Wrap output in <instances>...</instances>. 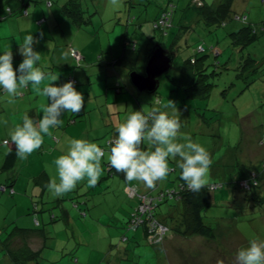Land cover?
Returning <instances> with one entry per match:
<instances>
[{"label": "rangeland", "instance_id": "obj_1", "mask_svg": "<svg viewBox=\"0 0 264 264\" xmlns=\"http://www.w3.org/2000/svg\"><path fill=\"white\" fill-rule=\"evenodd\" d=\"M0 1L4 3L3 14L10 8L14 10L0 19V51L9 42L13 44L18 39L22 42L31 32L39 40L34 48L40 52V66L48 75H58L52 83L59 85L75 79V87L85 98L80 113H63L62 124L44 136L41 147L26 160L16 156L14 167L8 168L6 157L15 151L9 131L22 123L25 114L38 120L47 98L31 86L20 89L13 103L0 92V103H5L0 108V264H169L161 249L164 247L177 264H235L238 248L247 245L249 239H264L262 0H231V7L218 20H209L206 17L209 12L201 13L202 7L205 3L212 5L215 12L223 0H205L203 5L193 0H134L132 5L133 0H110L108 10L100 8L96 0H83L82 20L78 25L66 21L61 11L64 0H54L53 6L46 7L47 20L43 23L33 20L35 5L31 4L28 16L22 15L18 8L24 5L22 0ZM36 1L47 4V0ZM169 3L175 5L174 11L171 7L169 12L174 13V28H180L179 38L182 36L173 48L177 55L169 73L179 72L191 55L198 58V64L204 60L203 76L197 79L196 88H204V81L212 82L206 96L187 95L182 80H172L167 73L160 77L155 92L138 91L130 80L129 71L132 67L143 71V55L155 43L167 48L170 38L155 28L153 22ZM38 12L42 14L39 19H43V11ZM129 16L134 17L133 23L125 21ZM139 20L142 25L137 27ZM185 24L186 27H179ZM174 28H170L171 39ZM251 29L257 31L256 36ZM126 31L138 46L135 51H129L134 53H128V59L116 63L123 52ZM201 44L206 50L199 52ZM73 50L80 53L79 58L73 55ZM12 52L16 68L23 57L18 47ZM249 57L262 63L258 71H252L254 61ZM117 80L123 85L122 93L115 88ZM173 103L175 107L166 110L182 122L180 142L191 139L203 145L210 155L212 163L205 184L222 182L221 187L211 191L212 203L204 212V221L214 228L215 238L201 236L198 240H187L181 233L172 231L160 241H150L144 225L129 230L124 224L125 196L127 201L130 198L126 188L121 194V188L117 187L119 175L109 174L105 165L114 128L130 110L149 111L153 106ZM68 138H86L104 148L103 171L95 186L81 181L72 191L54 198L46 184L56 178L53 161L66 149ZM142 148L146 145L142 144ZM169 166L173 175L168 186L173 187L180 180V169L174 161ZM246 166L256 169L260 176L257 187L249 190L242 189L239 183L247 175ZM167 180L168 176L156 182L154 195L164 188ZM124 183L133 189H140L143 184L135 180ZM168 204L162 203L156 211H167ZM180 217L183 219V214ZM150 219L147 217L148 222ZM166 220L172 225L170 217ZM15 226L16 231L30 228L41 235L19 236L8 243L9 239L5 238ZM168 239H179L173 242V247L181 248L184 254L179 249L173 252L172 244L166 243ZM7 243L17 248L15 254L21 255L16 263L9 258ZM180 255L182 263L177 258Z\"/></svg>", "mask_w": 264, "mask_h": 264}, {"label": "clouds", "instance_id": "obj_2", "mask_svg": "<svg viewBox=\"0 0 264 264\" xmlns=\"http://www.w3.org/2000/svg\"><path fill=\"white\" fill-rule=\"evenodd\" d=\"M39 40L30 32L19 43L18 52L23 57L18 67H13L10 47L0 51V92L13 103L19 90L31 86L47 98L42 106L43 115L34 120L25 114L22 123L10 131V141L16 156L26 160L44 142V136L62 124L65 112L80 113L85 104L81 91L73 81L54 84L58 75H48L40 66L41 55L34 44ZM47 82L45 83V81ZM43 84V87H40ZM172 105L153 106L151 110H130L116 127V138L108 148L107 162L128 182L140 181L152 187L165 179L171 171L170 161L180 169V179L191 192H199L212 163L206 148L187 139L180 142L182 122L166 109ZM145 144L146 148L141 145ZM105 150L86 138H68L66 149L53 161L56 178L46 184L52 197L58 198L76 188L81 181L95 186L103 171L101 161ZM235 264H264V239H249L238 248Z\"/></svg>", "mask_w": 264, "mask_h": 264}, {"label": "trees", "instance_id": "obj_3", "mask_svg": "<svg viewBox=\"0 0 264 264\" xmlns=\"http://www.w3.org/2000/svg\"><path fill=\"white\" fill-rule=\"evenodd\" d=\"M22 1H23L24 4L26 3V0H22ZM28 1H27V4L29 5L30 1L29 2ZM51 1H52V3H51V5H49L48 4L49 0H47V5L48 6H53L54 5V0H51ZM223 1H225V2L219 4V6L216 8L215 12H217V13L213 12L214 10L212 11V9H214V7H211V5L207 6V4L204 2L205 5H203L202 8L203 9H205V7H208V8L205 9V10L202 9L201 13H203V12H207L208 13L209 12L208 16H206V17H210L209 20H218L219 18L224 16L225 15L224 13L229 10V7H231V0H223ZM262 1L264 3V0H262ZM170 4H172V3H169L166 6V8L161 11V13L158 16V18L153 22L154 26H155V23L158 21V19L160 17H162L163 13L168 12L169 10H171V7L173 8L172 12L174 11L175 5L174 4L170 5ZM64 9H65L66 13L73 14L74 15V20L79 22L80 14H79V11L77 9L75 11V9L71 8L70 6H66V4L64 5ZM217 9H219V10H217ZM25 10H28V8L27 7H23V9H21V12L23 14L27 15L28 13H25ZM8 11L9 12L4 13L2 15V17H7L8 15L13 14V12H14V10L12 8L8 9ZM210 12L214 13L213 15H215V16L210 14ZM15 13H17V12H15ZM2 17H0V18H2ZM168 17L169 18H168V21H167L166 25L162 26L160 24L158 26H155V28L160 29L163 32V34L167 35L170 38L168 40L169 43H168L167 48L173 49L176 46L177 42L175 41V39L177 38V35H178L179 31H177V29H175L174 30V36L171 39L170 36L172 34L171 33L172 29H170V28L171 27L174 28V26H175L174 25V13L171 15V12H169ZM212 17H214V18H212ZM133 20H134V17L129 16L127 18L126 22L133 23ZM136 26L138 27L137 24H136ZM179 27H180V25H179ZM262 28H264V27H262ZM251 31L254 33V36L257 35L256 34V32H257L256 30H252L251 29ZM128 33L129 32L126 31V33L124 34L125 41H124L123 52H122V55L119 56L118 59H116V63L119 62L120 59H122V60L123 59H128V55L130 53H134V52H129V51H135L137 46H138V42L135 39H133V37L131 35H129ZM197 50L200 52V50H202V51L206 50V47H205L204 44H201V46H199V49H197ZM148 53H149V51L147 52V54L143 55V58L145 57L144 58L145 60H146V57H147ZM249 59H251L252 62L254 61L252 63V68H251L252 71H258V68L260 69L262 63L259 62V61L255 62V60H253L251 57H249ZM204 63H205L204 60H202L198 64V58L193 57L191 55V56L187 57L184 60V62L182 63V65L179 68V72H177L176 74L168 73V75L171 77L172 80H177V79H179V80L181 79L182 80V85L185 86V89L187 91V95L193 96V97L202 96V95L206 96L209 93L208 87H209V85L212 84V82H206L205 83V81H204V85H205L204 88H202V89H197L196 88V86L198 85L197 79L199 81V80H201V78L203 76L202 72H203V70L205 68ZM132 69H137V68L136 67H134V68L132 67ZM116 71H117V69H116ZM115 79H117V78H115ZM75 82H76V80L74 79V83ZM115 83H116L115 84V88H116L117 92L118 93H122L124 91L123 85L118 80ZM126 86L128 88L127 90H129L128 85H126ZM157 100H158V98H157ZM114 132H115V134L113 135L112 140L113 139L115 140L116 135H117L116 127L114 128ZM114 140L112 141V143L114 142ZM111 144H109V145H111ZM141 147H142V145H141ZM105 165L108 168L109 174L119 173V175L121 174L123 176V178H124L123 173L117 172L114 168H112L108 164V162H106ZM245 169H246L247 175L242 177L239 180V183H241L243 180L247 181L248 183H250V187L249 188H244L243 187L242 189L249 190V189H252L253 187H257V183H259L258 179L260 177L259 176V172L256 169L250 168L249 166H246ZM171 170H173V169H171ZM213 185H217V187L212 188ZM221 186H222V182L221 183L211 182V183H208V184H204V186L201 188V190L199 192L194 193V192H191L190 190H188L186 185H185V183H184V181H182L180 179L178 184L174 185L173 187L166 186V187L162 188V189L168 188V189L179 190V194H180L179 198L177 196H173V197L168 196V197L164 198L160 202L159 201L157 203L155 202V208L153 209L152 213H153L154 217L156 218V221H158L159 223L163 224V226L166 227L167 233H170V232L174 231V232H179L183 236H187V237L196 234V235H201V236L208 237V238H215L216 234H215L214 228L211 227V225L207 224L204 221V212H205L206 207L209 204L212 203L211 202V199H212L211 198L212 197L211 196V191L214 190V189H217V188H219ZM125 188H126V191L128 193V197L135 201V204H134V206L132 208L131 214H130L128 220L125 222L126 227L129 228V230H131L132 228L133 229H137V227L139 225H141V224L144 225L145 226L146 236H147L146 238L148 239V229L150 227V224L147 221V217L145 216V214L141 213L140 211L137 210L139 208V205L141 204L140 194H148V193L140 191L139 189H135V194H130L128 192V188H130V187H128V184H127V186L124 185L123 190ZM162 189H160V190H162ZM149 195L155 196L153 193L149 194ZM174 201L181 203V213H179V217L177 215L176 218H174L173 217L174 215L167 216V214H165V213L163 214V212H157L156 211L157 208L160 207V205L162 203H165V202L171 203V202H174ZM138 214H140L141 217H144V222L141 223V224H135L133 222V219L135 217H137ZM182 214H183V219L180 217V216H182ZM169 217L171 218L172 225H170L168 223V221L166 220Z\"/></svg>", "mask_w": 264, "mask_h": 264}, {"label": "crops", "instance_id": "obj_4", "mask_svg": "<svg viewBox=\"0 0 264 264\" xmlns=\"http://www.w3.org/2000/svg\"><path fill=\"white\" fill-rule=\"evenodd\" d=\"M9 1V0H8ZM29 1H31V3H29V5L28 4H24V5H22V6H18V8H20L19 10H21V9H23V7H27L28 8V16L30 15V10H31V4H32V6L33 5H35V7H34V12H33V20H34V22L35 21H39L40 23H43V22H45L46 20H47V18L45 17L46 15H47V10H45L46 9V7H51V6H48L46 3H44V4H41V2H38V1H36V0H29ZM97 1V4L99 5V7L101 8V6H102V8H103V10H108V6H109V4H110V0H96ZM204 2H205V0H204ZM38 3H39V5H38ZM101 3V4H100ZM134 3V0L131 2V5ZM66 4V6H70L71 8H73V9H75V11H76V9L79 11V14H80V12H81V10H83V8H82V6H83V0H64V3L62 4V13H63V15L66 17V21H70V22H68V23H74V24H80V22H81V20H82V18H81V14H80V20H79V22L78 21H76V20H74V15L73 14H68V13H66L65 12V9H64V5ZM4 6V3L2 4L1 3V1H0V17H2V15H3V13H2V7ZM17 6V5H16ZM39 6V7H38ZM41 7V8H40ZM75 7V8H74ZM211 7H213L212 5H211ZM17 8V9H18ZM39 9H41L42 11H43V15H44V18L42 19H39L40 17H38V16H42V14H40L38 11H39ZM129 9H131V8H129ZM19 10H16V11H19ZM22 13V12H21ZM22 15H23V13H22ZM197 18L198 17H200V15H198V16H196ZM196 18V19H197ZM1 19V18H0ZM79 19V18H78ZM126 20H127V18H126ZM125 20V21H126ZM174 22H175V20H174ZM67 23V22H66ZM1 24V23H0ZM137 25H138V27H140L141 25H142V21L141 20H139L137 23H136ZM178 24H180V22L178 23ZM71 25V24H70ZM190 24H188V26H189ZM187 26V24H185V25H180V27H186ZM6 28V27H5ZM34 30H35V23H33V27H32ZM36 28L38 29V27L36 26ZM175 29H177V31H179L178 32V35H177V38L175 39V41H177V44H176V46H178V42H180L179 40L181 39V37L179 38V35H180V28H174V30ZM21 34V33H20ZM52 34L54 35V31H52ZM4 35H5V33H4ZM2 39V37L0 36V40ZM18 39V38H17ZM19 43H23V41L21 42V41H19V39L18 40H15V41H13V44L11 43V42H9L8 43V45H7V48L8 47H10V46H12V47H10V48H12V50L14 51L15 50V48L16 47H18L19 48ZM74 47V46H73ZM75 48V47H74ZM13 57H15V54H13ZM122 60V59H121ZM121 60H119V61H121ZM116 78V77H115ZM114 78V79H115ZM3 106H5V103H0V108H2ZM14 161H16V151H11L8 155H7V157H6V161H5V163H6V166L8 167V168H10V167H14ZM10 166V167H9ZM119 175V173H115V175ZM172 175L173 174H171L170 175V173L168 174V180H167V184H165V186L164 187H166V186H168L169 184H170V182L172 181ZM119 177L121 178V180H119V183H118V185H117V187H119V188H121V194H123V187H124V185H125V183H124V178H123V176L120 174L119 175ZM161 184V183H160ZM141 185V184H140ZM162 185V184H161ZM155 186H156V183L154 184V186H152V187H146L145 185H144V183L140 186V189L142 188V190L141 191H143V192H145V193H148V194H154L155 192H154V189H155ZM162 188V187H161ZM139 189V190H140ZM115 195H117V194H115ZM116 198H117V196H116ZM125 205H127V209H126V214H127V216L125 217V221H124V224H125V222L128 220V218H129V216H130V214H131V211H132V208H133V206H134V204H135V201L133 200V199H129L128 201H127V197L125 196ZM137 201V200H136ZM115 203H117V202H115ZM128 203V204H127ZM168 206H169V208H168V210L167 211H165V212H163V214L165 213V214H167V216H172V215H178V217H179V213H181V203L180 202H176V201H174V202H171V203H169L168 204ZM173 216V217H174ZM16 229H17V227L15 226V230L13 229L12 230V234L10 235V236H8V237H6L5 239H9V241H8V243L12 240V239H14V238H16V237H19V236H24V237H32V236H36V235H41V233H39V231H31L30 230V228H28L27 230H20V232L19 231H16ZM20 229H26V228H20ZM144 230H145V228H144ZM42 237V236H41ZM198 237H201V235H192V236H184V238L185 239H187V240H198ZM177 238V237H176ZM181 239V238H180ZM179 240V239H178ZM178 240H172V239H168V240H166V243L168 244V243H171L172 244V247L174 246V243L173 242H177ZM8 243H7V245L6 246H8ZM8 248H9V252H8V255H9V258L10 259H13L12 261H14L15 263H16V260H17V258L19 257V256H21L20 254H15L18 250H17V248H15V246H14V248L12 247V246H8ZM165 248L166 247H164V248H161L162 250H164V253L166 254V259H167V261L169 262V264H170V261H171V259H172V263L173 264H177L176 262H175V260H174V258H171L169 255H168V251L167 250H165ZM173 249L174 250H172L173 252L175 251V252H178V251H176L177 249H179V250H181L180 252L182 253V254H184V251H182V249L181 248H174L173 247ZM159 257H161V256H159ZM177 258L179 259V261H180V263H182V259H183V256L182 255H180V256H177ZM177 260V259H176ZM163 260H162V258H161V262H162Z\"/></svg>", "mask_w": 264, "mask_h": 264}, {"label": "water", "instance_id": "obj_5", "mask_svg": "<svg viewBox=\"0 0 264 264\" xmlns=\"http://www.w3.org/2000/svg\"><path fill=\"white\" fill-rule=\"evenodd\" d=\"M177 52L165 48L160 43L155 44L149 51L143 71L131 69L129 77L138 91L155 92L160 86V77L168 74L173 68Z\"/></svg>", "mask_w": 264, "mask_h": 264}, {"label": "built area", "instance_id": "obj_6", "mask_svg": "<svg viewBox=\"0 0 264 264\" xmlns=\"http://www.w3.org/2000/svg\"><path fill=\"white\" fill-rule=\"evenodd\" d=\"M193 1L198 3V4L201 1L199 5H203V3H204L203 0H193ZM51 3H52V1L49 0L48 4L51 5ZM25 13H28V10H25ZM168 15H169V11L163 13L162 17H160L158 19V21L155 23V26H158L160 24L162 26L166 25L167 21H168V18H169ZM73 55L75 57H77V58L80 57V53L75 51V50H73ZM71 81L74 82V80H71ZM113 140L109 141L108 144H111ZM240 185L242 187H244V188H249L250 187V183H248L247 181H244V180L240 183ZM215 187H217V185H213L212 186V188H215ZM128 192L130 194H135V189L128 188ZM168 196H170V197L177 196L179 198V196H180L179 190L165 188V189L160 190L158 192V194L155 195V196H151L149 194H140L141 204L139 205V208L137 210L140 211L141 213H144L146 217H150L151 218L150 221H149L150 227L148 229V239L150 241H154V240L155 241H160L167 234L166 227L163 226V224H161L158 221H156V218L154 217V215H150V214L153 212V209L155 208V202L156 203L158 201L160 202V201H162L164 198H166ZM149 203L151 205H149ZM146 207L148 209H146ZM140 214H138V216L133 219V222L135 224H141V223L144 222V217H141Z\"/></svg>", "mask_w": 264, "mask_h": 264}]
</instances>
